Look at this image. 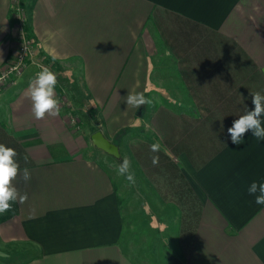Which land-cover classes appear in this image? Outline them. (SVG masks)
<instances>
[{"label":"crops","instance_id":"obj_1","mask_svg":"<svg viewBox=\"0 0 264 264\" xmlns=\"http://www.w3.org/2000/svg\"><path fill=\"white\" fill-rule=\"evenodd\" d=\"M25 1L34 45L0 92V143L31 179L17 178L28 199L3 217L0 241L26 247L21 264H264V205L248 193L264 182V140L249 131L237 145L227 131L264 93V0ZM10 2L0 71L17 48ZM50 62L72 89L57 84L59 116L37 120L27 91ZM129 92L152 103L127 106ZM62 95L129 158L140 202L128 221L151 230L124 238L122 178L84 153ZM147 234L151 247L129 251L125 239Z\"/></svg>","mask_w":264,"mask_h":264},{"label":"clouds","instance_id":"obj_2","mask_svg":"<svg viewBox=\"0 0 264 264\" xmlns=\"http://www.w3.org/2000/svg\"><path fill=\"white\" fill-rule=\"evenodd\" d=\"M57 76L48 68L37 73L35 79L30 83L27 97L31 101L32 112L37 120H43L46 115L51 117L59 116L60 100L56 97L55 87ZM253 108L248 110L238 119L234 120L228 128V133L233 144H241L243 137L249 131L257 140H264V93L260 91L250 93ZM127 106L140 108L151 104L142 92H129L125 97ZM151 151L158 152L159 144H152ZM18 153L15 149L0 143V215L10 212L15 204H24L27 193L21 192L16 185L17 178L27 184L31 179V173L27 167L21 171L17 161ZM25 163L28 157L24 158ZM153 165L158 164L159 157H152ZM118 176L125 177L129 184H134L135 175L131 171L129 159L124 158L119 165L113 166ZM249 195L255 196V203L264 205V182L253 181L248 187Z\"/></svg>","mask_w":264,"mask_h":264},{"label":"rangeland","instance_id":"obj_3","mask_svg":"<svg viewBox=\"0 0 264 264\" xmlns=\"http://www.w3.org/2000/svg\"><path fill=\"white\" fill-rule=\"evenodd\" d=\"M23 7V9L21 10V14L19 15L20 19H17L18 16H15V14H17L16 10L12 8L11 2H10V16L12 18L13 24H14V29H15V38L17 41V48L15 51L14 56L9 59L6 64L4 65L3 69H5L16 57V53L18 51V48L20 46V39H21V35L23 36H27L28 38H30L32 40L31 42V48L33 47V43H34V38H33V34H30L28 31V24H29V11L30 8L28 6V4L26 3V1H24L23 3H21ZM46 59H48L46 57ZM53 65L52 67H48L46 66L44 63L40 64L39 67L40 69H44V68H48L50 71H52L53 73L56 74L57 76V84H59L60 86V90H62L63 88L66 89L70 88L72 89V86L70 85L69 80L64 76L66 74H63V70L62 67L53 64V62H50ZM27 62L25 60L24 64L22 65V68L20 70V72L17 75H11L6 81L2 82L0 84L1 88H0V92L2 91V89L10 83H13L16 81L17 77L22 74V72L24 71V69L27 66ZM2 69V70H3ZM78 73V72H77ZM78 74H75L76 79H79V77L77 76ZM70 80H72V75H70ZM64 90V89H63ZM64 93V91H63ZM63 98V95H62ZM63 104H65V108H66V116H67V126L74 131L75 133L82 131L86 133V140H87V148L84 150V153L86 155H89L90 157L95 158V160L99 161L100 163H102L103 165H105L108 170H110L111 174L115 176L116 172L114 169V165H119L122 160L124 158L129 159L126 155L125 156H121L120 152H119V156L115 157L111 154H108L106 152H103L99 149H97V147H95L91 140H90V135L92 132H94V128L89 126V124L91 123V121L89 122H83V115L84 112H86V116H88L87 114L89 113V108L83 107L79 108L76 111V107H72V104L65 98L62 99ZM71 105V108H70ZM88 112V113H87ZM86 119V118H85ZM132 133H126V134H122L123 137H127L129 135H131ZM120 139V137H117L115 141H118ZM115 144V143H114ZM118 147V146H117ZM119 150V149H118ZM134 168L131 166V171L133 172ZM117 177H121L122 180L120 182V196H121V201L123 204V207H125L124 212H125V220L127 221V226L125 228V234H124V238H127V236L132 235L134 233H136V230H138V228H143V230H148L150 228L148 227H144L143 223L140 222L141 219H135V222L133 225H130V221H128V217L129 216H136V214L138 213V207H139V197H138V192H134L129 190V186H131V184H129L125 177L123 176H118L116 174ZM138 177L135 176V179H137ZM122 185V186H121ZM7 213L0 215V224L1 221L3 220V217H5ZM147 216V215H146ZM141 218V217H140ZM140 220V221H139ZM137 223V224H135ZM151 230V229H150ZM147 235L144 236V238L140 239L138 241V243H133V242H128L126 241V239L124 240L125 244H127V247L129 248V251L134 252V254L140 250H144L147 248L148 245H152V242H149L150 239H148L149 237H147ZM151 237L153 238L152 234ZM149 242V243H148ZM151 245L149 247H151ZM135 246V249H134ZM26 247H22L21 245L18 244H5L3 242L0 241V264H21L27 257H28V253H25L24 251H22L23 249H25ZM134 249V250H133Z\"/></svg>","mask_w":264,"mask_h":264},{"label":"built area","instance_id":"obj_4","mask_svg":"<svg viewBox=\"0 0 264 264\" xmlns=\"http://www.w3.org/2000/svg\"><path fill=\"white\" fill-rule=\"evenodd\" d=\"M24 1L25 0H11L13 11L15 9L17 12V14H15V16H18L17 19H20L19 15L23 9V7H21V3ZM31 42L32 40L30 38L21 35L20 46L16 53L15 59L5 69L0 71V84L6 81L11 75H17L20 72L25 60L27 62L28 56L32 53L33 47L31 48Z\"/></svg>","mask_w":264,"mask_h":264},{"label":"water","instance_id":"obj_5","mask_svg":"<svg viewBox=\"0 0 264 264\" xmlns=\"http://www.w3.org/2000/svg\"><path fill=\"white\" fill-rule=\"evenodd\" d=\"M90 140L95 147L103 150L104 152L115 157L119 156L117 145L108 140L100 130H95L94 132H92L90 135Z\"/></svg>","mask_w":264,"mask_h":264},{"label":"trees","instance_id":"obj_6","mask_svg":"<svg viewBox=\"0 0 264 264\" xmlns=\"http://www.w3.org/2000/svg\"><path fill=\"white\" fill-rule=\"evenodd\" d=\"M28 31H29L30 34H32L30 26H28Z\"/></svg>","mask_w":264,"mask_h":264}]
</instances>
